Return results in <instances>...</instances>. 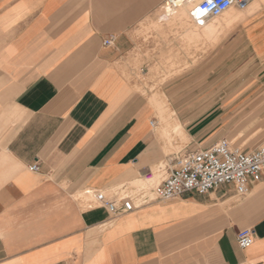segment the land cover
I'll use <instances>...</instances> for the list:
<instances>
[{
	"label": "crops",
	"instance_id": "obj_1",
	"mask_svg": "<svg viewBox=\"0 0 264 264\" xmlns=\"http://www.w3.org/2000/svg\"><path fill=\"white\" fill-rule=\"evenodd\" d=\"M168 1L0 0V264H264V177L244 196L223 185L160 201L158 184L139 187L183 151L224 140L207 131L192 139L210 135L201 149L167 154L180 125L157 116L145 56L162 47L164 73L210 78L189 59L187 32L221 29L163 21ZM189 5L171 17L191 18ZM98 193L134 210L115 217ZM245 229L254 243L243 250Z\"/></svg>",
	"mask_w": 264,
	"mask_h": 264
},
{
	"label": "rangeland",
	"instance_id": "obj_2",
	"mask_svg": "<svg viewBox=\"0 0 264 264\" xmlns=\"http://www.w3.org/2000/svg\"><path fill=\"white\" fill-rule=\"evenodd\" d=\"M200 1L196 0L191 7ZM251 5L253 8L249 10ZM263 10L261 5L255 3H251L244 11L234 7L230 15H239L241 20L235 22L232 27L227 25L218 30V38L214 34L212 39L213 34L209 33H205L203 38H196L187 32L188 57L198 61V66L204 74H212L210 78H174V68L172 75L170 72L164 73L163 48H157L159 51L155 56L147 51L149 53L145 58H150L151 63L156 60L155 66L151 65V104L159 119L157 102L161 104L164 117H171L173 126L179 124L182 129L181 133L175 130L170 140H165L170 148L167 154H179L186 145L191 149H201L210 135L199 142V146L193 144L192 139L207 131H211L213 135L222 132L223 139L229 140L235 147L246 152L264 146V62L257 59L249 48L251 41L259 48V54L264 50ZM185 13L188 14L186 11ZM164 15L165 12L161 17L167 23H187L190 24L189 27L191 23L194 24L193 20L186 16L166 18ZM216 19L210 18L206 23ZM216 43L218 47L212 46ZM212 51L217 54H211ZM176 107L181 110H169ZM195 116L198 117L189 123ZM178 118L189 124L184 126V122L180 123ZM164 165L161 164L160 168L153 171L152 180L156 182L152 183L150 180L146 185L140 183L139 187L148 192L159 184L167 175L166 163ZM155 173L161 177L157 174L155 177Z\"/></svg>",
	"mask_w": 264,
	"mask_h": 264
},
{
	"label": "built area",
	"instance_id": "obj_3",
	"mask_svg": "<svg viewBox=\"0 0 264 264\" xmlns=\"http://www.w3.org/2000/svg\"><path fill=\"white\" fill-rule=\"evenodd\" d=\"M180 1L169 0L168 8ZM253 0H201L190 12L191 19L198 27H203L210 18L223 14L231 7L245 10ZM107 45L110 44L106 42ZM38 171V165L30 168ZM151 175L148 177L150 178ZM264 177V146L252 152L235 147L229 140H221L212 147L180 154L173 160L166 177L152 192L153 198L166 201L188 193L207 194L223 185H233L236 193L244 196L249 185ZM148 198L147 194L145 199ZM96 201L105 206L115 216H123L134 210L130 197H122L118 202H109L104 194L98 193ZM238 245L245 250L254 243V232L245 229L237 236Z\"/></svg>",
	"mask_w": 264,
	"mask_h": 264
},
{
	"label": "bare ground",
	"instance_id": "obj_4",
	"mask_svg": "<svg viewBox=\"0 0 264 264\" xmlns=\"http://www.w3.org/2000/svg\"><path fill=\"white\" fill-rule=\"evenodd\" d=\"M196 0H187V1H180V2H177L173 5V7H169L168 10L166 11L167 14L165 15L166 17H171L175 14L176 10L178 8H182L183 6L187 5V6H190L189 4H193ZM255 4H258L257 2H255ZM259 5V4H258ZM195 6V5H194ZM193 6V7H194ZM250 6V5H249ZM192 7V8H193ZM180 8V9H181ZM186 8H189V7H186ZM251 8H253V5H251V7L249 8V10H251ZM185 9V8H184ZM183 10V9H182ZM192 10V9H191ZM190 10V12H191ZM231 10H234V7H231L230 9H228L227 11H225L223 14H221L220 16L218 17H215L217 18L215 21H213V24L222 28L224 26H232L235 22L241 20L240 16L239 15H230V12ZM246 10V9H245ZM240 11H244V10H240ZM188 13V12H187ZM206 23V22H205ZM154 101V100H153ZM155 103V102H154ZM157 107H158V110H159V114H161V104L159 102H157ZM181 127L180 126H176L174 131H180Z\"/></svg>",
	"mask_w": 264,
	"mask_h": 264
}]
</instances>
